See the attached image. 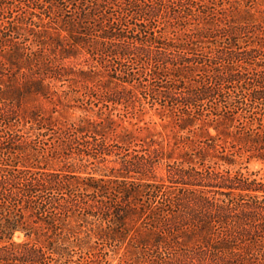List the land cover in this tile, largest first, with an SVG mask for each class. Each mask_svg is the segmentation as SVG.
Segmentation results:
<instances>
[{"label": "trees", "instance_id": "16d2710c", "mask_svg": "<svg viewBox=\"0 0 264 264\" xmlns=\"http://www.w3.org/2000/svg\"><path fill=\"white\" fill-rule=\"evenodd\" d=\"M257 5L0 0V264H264Z\"/></svg>", "mask_w": 264, "mask_h": 264}, {"label": "rangeland", "instance_id": "374dc122", "mask_svg": "<svg viewBox=\"0 0 264 264\" xmlns=\"http://www.w3.org/2000/svg\"><path fill=\"white\" fill-rule=\"evenodd\" d=\"M258 3L257 8L259 10L264 11V0H256ZM46 107L49 109L51 107L50 104H47ZM65 107V106H64ZM63 106H59V111H64ZM76 109H71L68 112L69 118L76 119L79 116H81L80 111H74ZM137 123V126L131 127L129 125V122L124 123L125 126H128L133 132L138 135L140 138L148 139L149 137L153 136L154 139L159 141L161 144H163V147L165 149H168L170 146L173 145V132L172 127L168 125L169 120L161 121L157 115L154 114V112H149L145 116H142V121L135 120L132 121V124ZM119 132V131H118ZM149 140V139H148ZM170 145V146H169ZM250 171L252 172H258L260 177H264V165L260 163H253L249 166ZM160 175L163 174L162 171L158 172ZM24 240V237L22 235H18L15 238V241L21 242ZM106 252H108L106 250ZM122 251L120 255H122ZM103 252H100V256H102ZM115 253L109 252L107 256L101 257L102 259L97 262L98 264H119V256ZM76 260H80L79 256H75ZM82 261V260H81ZM90 264H96L93 263V261Z\"/></svg>", "mask_w": 264, "mask_h": 264}]
</instances>
